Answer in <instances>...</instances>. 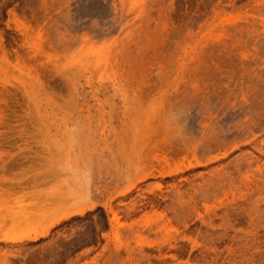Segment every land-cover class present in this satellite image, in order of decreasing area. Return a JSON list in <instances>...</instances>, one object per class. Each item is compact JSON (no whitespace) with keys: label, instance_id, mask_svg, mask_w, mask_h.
<instances>
[{"label":"rangeland","instance_id":"1","mask_svg":"<svg viewBox=\"0 0 264 264\" xmlns=\"http://www.w3.org/2000/svg\"><path fill=\"white\" fill-rule=\"evenodd\" d=\"M0 163V264H264V0H0Z\"/></svg>","mask_w":264,"mask_h":264},{"label":"bare ground","instance_id":"2","mask_svg":"<svg viewBox=\"0 0 264 264\" xmlns=\"http://www.w3.org/2000/svg\"><path fill=\"white\" fill-rule=\"evenodd\" d=\"M23 160V159H22ZM21 160V161H22ZM1 164V163H0ZM26 164H28V162L26 163ZM18 165V164H17ZM20 165V164H19ZM27 166V165H26ZM17 168V167H16ZM14 170V169H13ZM17 172V171H16ZM46 177V176H45ZM43 179V178H42ZM32 183V182H31ZM49 183V182H48ZM53 183V182H52ZM26 184V183H25ZM30 185V184H29ZM48 185V184H47ZM44 186H45V184H44ZM49 186V185H48ZM5 188V187H4ZM33 189V188H32ZM24 190V189H23ZM29 190V189H28ZM38 191H40V190H38ZM72 191V190H71ZM30 193V192H29ZM32 193H35V191L34 192H32ZM31 193V194H32ZM38 193V192H37ZM42 194V193H41ZM45 193H43V196L45 197V195H44ZM55 195H56V193H54ZM26 195H29V194H26ZM36 196L37 195H39V193L38 194H35ZM32 196L33 195H31L30 197L32 198ZM42 196V197H43ZM29 197V196H28ZM33 197H35V196H33ZM39 197V196H38ZM43 197V198H44ZM47 197V196H46ZM56 197H57V195H56ZM30 199V198H29ZM45 199V198H44ZM52 199V198H51ZM38 200V199H37ZM62 200V199H61ZM27 201V200H26ZM45 201V200H44ZM48 201V200H47ZM50 201H52V200H50ZM54 201V200H53ZM46 202V201H45ZM43 203V202H42ZM42 203H41V205H42ZM39 204V203H38ZM59 204V203H58ZM49 205V204H48ZM34 206V205H33ZM33 206H31V208L32 209H34L33 208ZM53 206V205H52ZM25 208H27L28 209V207H25ZM44 208V207H43ZM45 208H46V206H45ZM36 209V208H35ZM34 209V210H35ZM37 209H40L39 207L37 208ZM46 209H48V208H46ZM40 211V210H39ZM42 212V211H41ZM63 212V211H62ZM40 213V212H39ZM30 214V213H29ZM48 214V213H47ZM33 217V216H32ZM37 217V216H36ZM40 217V216H39ZM42 218V217H41ZM41 218H39V220L37 221L36 220V218H31V219H35V220H33V224H35L34 222L35 221H37V224H38V222H40L41 220ZM67 218V216H64V217H62L61 219H59V220H56L55 222L53 221V223L50 225V227L51 226H53V225H55V224H57V223H59L61 220H63V219H66ZM18 219V218H17ZM37 219H38V217H37ZM21 220H22V218H21ZM47 220V219H46ZM49 220V219H48ZM52 220V219H51ZM7 221V220H6ZM50 221V220H49ZM29 222H30V220H29ZM1 223V222H0ZM10 223V222H9ZM30 223H32V221L30 222ZM50 223V222H49ZM45 224V223H44ZM48 225V224H47ZM7 226H8V224H7ZM34 226V225H33ZM23 227H25V226H23ZM32 227V226H31ZM35 227V226H34ZM2 228V227H1ZM3 228H6V227H3ZM18 228V227H17ZM22 228V227H21ZM20 230V229H19ZM47 230H48V228H46L44 231H42V232H38V230L36 231V229H35V233H34V230L32 231L34 234H35V238H37L38 239V237H40V236H44L45 235V233L47 232ZM1 232V231H0Z\"/></svg>","mask_w":264,"mask_h":264},{"label":"clouds","instance_id":"3","mask_svg":"<svg viewBox=\"0 0 264 264\" xmlns=\"http://www.w3.org/2000/svg\"><path fill=\"white\" fill-rule=\"evenodd\" d=\"M189 111H190V109L187 107V105H185L181 108V112L184 114H187V112H189ZM176 139H179L180 142H186L188 138L176 137Z\"/></svg>","mask_w":264,"mask_h":264}]
</instances>
